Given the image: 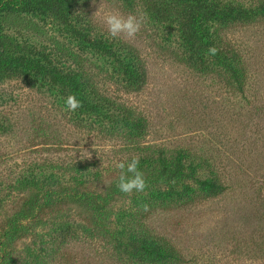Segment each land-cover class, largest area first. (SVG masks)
<instances>
[{"label": "rangeland", "instance_id": "374dc122", "mask_svg": "<svg viewBox=\"0 0 264 264\" xmlns=\"http://www.w3.org/2000/svg\"><path fill=\"white\" fill-rule=\"evenodd\" d=\"M219 2L264 7V0ZM67 5L69 25L16 9L0 16V30L65 69L77 70L80 62L97 94L87 99L93 104L102 97L111 108L104 102L96 112L69 111V95L30 71L0 79V264H35L40 247H50L67 225L72 234L49 264H133L114 246L138 226L168 241L182 258L176 264H264V16L202 25L240 54L246 73L239 90L216 62L215 72L203 74L183 63L178 20L156 21L141 0ZM97 10L142 15L144 24L131 42L113 39L93 15ZM73 28L106 40L118 59L84 45ZM126 63L144 69L138 89L123 79ZM136 119L146 123L143 129L132 128ZM159 152L171 168L181 157L183 172L193 163L199 178L215 173L226 189L211 196L191 177L162 179ZM133 157L147 187L125 194L115 165ZM184 184L193 202L164 199ZM36 197L49 205L39 220L36 210L27 216L22 209ZM95 202L101 211H94ZM15 222L28 231L10 234Z\"/></svg>", "mask_w": 264, "mask_h": 264}, {"label": "trees", "instance_id": "16d2710c", "mask_svg": "<svg viewBox=\"0 0 264 264\" xmlns=\"http://www.w3.org/2000/svg\"><path fill=\"white\" fill-rule=\"evenodd\" d=\"M129 1V0H125ZM146 6L149 14L156 21H175L178 20L179 31L181 33L182 42L187 52L186 56L181 60L194 71L203 73H213L212 65L216 62L220 64L227 72L229 78L233 80L237 89L242 90L245 68L240 54L231 47L220 34L208 36L203 31L202 25L207 21H215L228 25L236 22H245L253 19L256 15L264 16V7L259 5L256 8L219 2V0H141ZM22 11H40L47 13L57 19L61 24L68 23L69 9L67 0H0V16L11 10ZM69 25V24H67ZM84 45L89 44L90 47L97 49L101 53L116 57L115 52L109 48L106 40L101 38H91L82 30L76 28L73 30ZM208 38L211 39L208 40ZM210 47H215L218 52L211 55L208 52ZM129 55L136 59L133 49L126 46ZM135 55V56H134ZM206 56L209 60H206ZM132 64V62H130ZM126 63L123 65V79L129 87L135 86V89L141 87L145 82V72L138 65L135 68ZM128 66L129 69L126 67ZM134 69V70H133ZM24 70L30 71L35 75H39L42 79L47 80L50 85H57L68 95L74 94L78 100L82 102V107L88 111L100 110L103 103L107 102V106L111 108V103L102 97H97L96 103H91L87 97L88 94L96 96L95 90L92 88L89 76L84 71V66L78 62L77 70L74 68L65 69L61 65L56 64L46 54L40 53L30 46H22L17 44L3 34L0 30V79L12 76H21ZM90 83V85H89ZM91 88L86 91V88ZM134 130H141L145 126V122L139 119L130 122ZM157 162L159 164L158 174L164 180L177 183L182 177H191L197 183L199 191L206 192L211 196H218L224 192L226 185L216 176L215 173L208 178H199L196 174L197 166L193 163L189 164L187 172H183L184 161L177 158L173 167L166 162V157L162 153H158ZM86 196V193L83 194ZM92 198V196H90ZM165 200L174 199L177 205L186 206L193 202L190 196L189 186L182 185L178 189L171 187L165 193ZM47 203H43L38 197L26 202L23 213L33 215L34 210L37 214L34 217L38 220L41 218L39 213L43 212ZM94 211L98 212L103 209L100 202L94 203ZM39 212V213H38ZM10 234H23L27 228L19 225L17 222L11 223ZM146 228L138 226L131 229L126 240H117L115 248L126 254L133 264H176L180 263L182 258L177 250L166 240H162L149 232H144ZM70 226L59 227V230L51 237L50 247L41 246V256H38L35 264L43 262L49 264L52 261V254L55 255L62 244L71 236Z\"/></svg>", "mask_w": 264, "mask_h": 264}, {"label": "clouds", "instance_id": "9594fccd", "mask_svg": "<svg viewBox=\"0 0 264 264\" xmlns=\"http://www.w3.org/2000/svg\"><path fill=\"white\" fill-rule=\"evenodd\" d=\"M93 15L106 27L110 38H120L126 42L134 40L144 24V17L142 15L129 14L123 16L116 11L101 13L98 10ZM208 52L211 55H215L218 49L210 47ZM65 103L67 109L72 112L82 107V102L74 94H70L66 98ZM115 166L120 170L117 187L121 192L131 194L133 191L143 192L145 190L147 184L143 173L139 169L138 157H133L127 162H117Z\"/></svg>", "mask_w": 264, "mask_h": 264}]
</instances>
